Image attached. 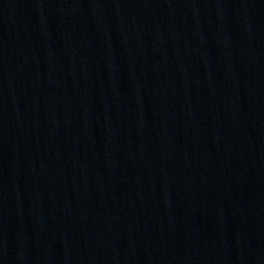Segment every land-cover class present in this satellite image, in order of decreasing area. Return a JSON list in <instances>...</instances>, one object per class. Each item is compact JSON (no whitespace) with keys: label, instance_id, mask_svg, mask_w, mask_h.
I'll use <instances>...</instances> for the list:
<instances>
[{"label":"water","instance_id":"1","mask_svg":"<svg viewBox=\"0 0 264 264\" xmlns=\"http://www.w3.org/2000/svg\"><path fill=\"white\" fill-rule=\"evenodd\" d=\"M0 264H264V0H0Z\"/></svg>","mask_w":264,"mask_h":264}]
</instances>
